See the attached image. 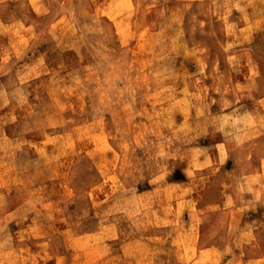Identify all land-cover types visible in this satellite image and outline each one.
<instances>
[{
	"label": "rangeland",
	"instance_id": "374dc122",
	"mask_svg": "<svg viewBox=\"0 0 264 264\" xmlns=\"http://www.w3.org/2000/svg\"><path fill=\"white\" fill-rule=\"evenodd\" d=\"M243 33L264 40V0H0V183L7 180L0 186V264H258L246 261L262 243L242 209L219 215L223 245L196 258L185 211L210 179L222 194L242 192L240 178L224 170L223 151L212 166L199 151L205 168L197 181L176 188L161 179L165 164L197 156L185 148L198 134L219 140L251 124L252 115L264 116V66L232 44ZM40 51L53 57L37 58ZM98 150L121 153L125 184L156 173L154 190L130 199L126 185L108 208L95 202L94 187L88 210L86 185L111 155ZM41 162L58 169L26 175L36 186L24 190L19 170ZM65 194L73 200L67 210L57 203L41 219L5 217L23 197L33 207L42 196ZM262 210L256 219H264ZM128 222L179 232L167 244L153 236L147 246L125 242L114 252L107 247L113 226L102 225Z\"/></svg>",
	"mask_w": 264,
	"mask_h": 264
},
{
	"label": "crops",
	"instance_id": "0c3cea01",
	"mask_svg": "<svg viewBox=\"0 0 264 264\" xmlns=\"http://www.w3.org/2000/svg\"><path fill=\"white\" fill-rule=\"evenodd\" d=\"M249 23L250 21H246L244 24H241V27L246 28L247 24L249 26ZM255 37L256 35L243 33L239 36H234L233 39L235 40H233L232 44L236 46V52L239 56L246 57L248 54L251 56V58L256 57L260 61L255 64L258 67L259 65L260 67H263L264 40H261L260 37ZM252 42H254L255 45H251ZM45 53V51H40L36 57L42 58L43 60L53 57V55H48ZM261 98L263 97H259V99ZM251 118V124L242 125V127H240V129L236 132H228L223 137H220L221 139L219 140L217 137H215L216 135L213 138L211 135H207L206 133L198 134V136H196L198 139L196 140L197 143L195 142L194 144L188 145L185 148V150L188 152L191 151L193 153H198L196 157L189 158L188 162H185L184 158L178 157L173 163L165 164V169L163 170L164 173H162L163 176H161V179L165 180L167 185L177 188L188 182L192 183L200 179V175L202 174L201 169L205 167L200 166L199 151H207L210 157V163L208 164L210 166L217 165V159H213L212 157L216 156L218 152L221 154L223 151L226 156V162L224 161V170H226L225 172L231 176V180L235 178V176L240 178V183H235L236 185L240 184L242 186L241 193L222 194L217 189L218 184L215 183L216 179L213 178L211 180L209 177L210 180L205 183V185L209 187L208 190L202 195L200 194L198 198L195 199L194 205L189 208V210H183L185 211L184 217L187 216V220L190 222L188 231L191 230L192 232V240L194 243L196 258L200 256L203 251H211L216 249L217 246L223 245L222 237L225 236V234H223V232L221 233L220 230H217V227L220 225L219 215L227 209L229 212L242 209L245 216L244 219L246 225L256 227V235L259 241L258 243H262L260 247L257 248L256 255L248 257L246 261L248 263L264 264V219H256L254 215L256 212L263 211L262 209L264 204V116L252 115ZM209 119H211L210 116ZM238 119L241 120V123L243 122V119L247 122L248 116H240ZM221 144L224 146L225 150H217V146ZM185 150L183 151L185 152ZM98 153L111 155L110 157L109 155L106 157H101L102 162L94 168L96 171L95 178L90 181L91 183L86 185V188L92 186L88 191L89 198L87 197L85 201L86 203L90 204L89 206L88 204L86 205L88 206V210L89 208L95 206L93 204L95 202H97L99 206H103V204L106 202L109 204L106 205L108 208L112 207L113 204H115V202L117 203L119 200L118 197L116 198L115 193L119 189L121 190V188H126V185H129V187L133 188L134 190L132 195L129 196L130 199H136L140 196H145L154 190V178L156 177V173L155 175L152 174L150 176H146L143 180L141 179L135 183L133 182V184H125L122 180V173L118 171L121 153L118 150H103V152L102 150H98ZM24 165L25 163H23V167ZM58 165L60 167L64 165V168H60L61 170L64 169L67 171L72 168V164L66 166V164L59 163ZM57 169V164H53L51 162H41L40 166L38 164L31 166L29 165L19 170L22 173L18 175L19 177L16 179V182L19 184L22 183V187L25 190V188L28 186H36L33 183H30V181L29 183H26V175H34L36 171L40 170L55 171ZM27 170H29V173L24 172ZM205 174L208 176L210 175L209 171H205ZM1 181L3 182L0 183V186L6 185L7 180L5 181L4 179H1ZM70 182L71 180L65 181V192H67L69 187L72 189L71 186H74V184ZM235 183L233 182V185H235ZM83 187H85V185ZM94 187L96 188L95 192L97 193V197H99L95 202L94 196L92 194ZM106 187L108 189H103ZM19 192L21 193L20 190ZM122 198L123 197H121L120 200ZM56 199V197L44 198L42 196L41 200H36L37 205L31 207L27 204L29 199L23 197L21 205L16 206L14 209L8 211L5 217L12 215L14 212H27L28 216L27 214L25 215L27 218L41 219L43 217L38 213L42 212V210H44V212L49 211V208L54 207V205L56 206L57 203L63 207L64 210H67L68 207L72 208L73 200L71 194H65V196H60L58 200ZM119 209H121V207L114 209V211H119ZM128 225L129 227H126L128 230H126V228H122L115 223H103L102 226H113L114 229L112 237L110 238L111 240H114L110 243V245H107L108 248L112 247L114 252H117L120 251L121 246H123L125 242L142 243L143 240H145V244L147 246L148 242L153 241V236H160L159 242L166 243L169 240L166 237L169 235L173 236L174 233L177 234L179 232L177 227H170V229L169 226H154L153 224L150 225L147 222H145V226L143 227H137L130 222H128ZM87 232L88 231H82V233ZM140 237L141 239H139ZM225 244L227 245V243L224 242V246ZM144 263L145 260H143V258L134 259V264ZM180 264H185V262L181 261Z\"/></svg>",
	"mask_w": 264,
	"mask_h": 264
}]
</instances>
